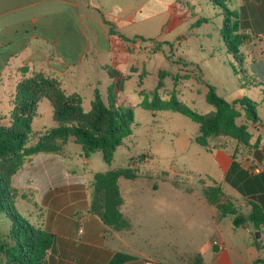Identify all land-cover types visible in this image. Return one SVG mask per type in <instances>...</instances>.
<instances>
[{
    "label": "rangeland",
    "instance_id": "1",
    "mask_svg": "<svg viewBox=\"0 0 264 264\" xmlns=\"http://www.w3.org/2000/svg\"><path fill=\"white\" fill-rule=\"evenodd\" d=\"M222 1L240 15L241 7L247 5L242 18L249 22L246 30L249 40L241 47L243 55L230 53L222 39L224 17L221 7L207 0H161L159 5L151 4L146 10L159 13L158 16L142 24L130 25L123 34L130 39L137 35L146 39L136 46L138 50L132 56L137 70L131 72V65L126 62L118 64L121 70L131 75L120 100L125 108H133V135L118 148L112 164H107L102 152L97 151L90 155L91 164L85 165L79 158L84 154L82 146L73 139L67 143L68 156L65 155L69 169L77 170V174L83 170L88 172V168L94 172H107L129 165L139 169V177L136 181H128V191H125L126 211L133 224L131 242L135 249L146 255L167 260L166 264H190L199 253L207 264L219 259L212 245L215 239L212 232L216 228L213 219L219 216L207 201L205 190L214 181L225 190L228 188L222 160L227 157L218 156V150H227L243 160L252 149L227 137L213 138L209 148L198 145L195 138L199 135V126L195 122L173 111L143 109L140 106L143 98L139 92L142 89L154 91L159 74L164 72L165 87L160 90L162 97L168 99L176 94L200 114L214 111V107L206 102V83L216 87L217 94L230 102L243 96L253 101L263 98L264 85L251 79L252 66L264 59V20L253 22L251 15L252 12L257 13L258 3ZM160 11L164 12L161 14ZM200 18L208 19V23L193 29V24ZM158 47L161 49L157 50ZM236 57L244 60L239 62ZM26 74L23 68L18 73L21 76ZM141 81L142 88L139 87ZM109 86L100 88L106 102ZM84 91L87 96L89 90ZM10 102L11 98H8L4 103L7 116L11 111ZM83 106L89 110V100L84 102L83 99ZM57 125L51 102L43 100L32 123L34 141L39 132ZM144 154L147 158L140 163L138 158ZM28 208L29 205L21 200L16 207L24 217ZM232 219L228 216L219 222L230 242L254 240L245 228L235 230ZM6 228L7 220L0 215V232H5ZM251 229L254 230L253 227ZM225 262L221 258V264Z\"/></svg>",
    "mask_w": 264,
    "mask_h": 264
},
{
    "label": "crops",
    "instance_id": "2",
    "mask_svg": "<svg viewBox=\"0 0 264 264\" xmlns=\"http://www.w3.org/2000/svg\"><path fill=\"white\" fill-rule=\"evenodd\" d=\"M160 2L0 0V116L10 117L18 84L23 78L36 74L58 80L67 93L80 94L84 102L89 100L90 105L96 89L112 84L110 69L128 76V82L130 73L121 70L118 64L126 62L131 65V72L137 70L132 56L143 40L137 35L134 42L126 41L125 38L134 39L123 34L130 25L142 24L158 16L159 13L146 8ZM22 68L27 72L25 76L18 75ZM251 76L264 85V66H255ZM86 89L89 90L87 96ZM8 98H11L9 116L4 111ZM256 102L259 103L261 120L251 124L254 130L251 153L239 160L227 150L217 151L218 156L227 157L222 160L228 188L225 190L221 186L222 190L246 214L252 210L250 203L264 209V94ZM65 153L68 156L67 144L62 153L37 154L12 179V185L19 193L16 207L20 200L26 202L29 205L26 218L34 226L55 235L47 263L109 264L116 253H124L135 257L124 264H166L167 260L148 256L135 249L131 242L133 224L126 211L125 191H128V181L136 179H126L125 182L122 178L119 181L124 200L121 211L132 226L130 230L116 231L91 212L92 186L97 172L88 168V172L83 170L77 174V170L69 169ZM79 158L83 164H91V157L86 158L83 154ZM255 168L262 171L255 174ZM213 221L216 228L212 232L215 237L212 245L219 259L211 264H221V258L225 264H253L264 258V227L260 233L261 250H258L255 246L256 230L251 224L245 229L254 240L234 243L227 239L219 226L222 219L214 218ZM204 263L207 264L205 260Z\"/></svg>",
    "mask_w": 264,
    "mask_h": 264
},
{
    "label": "trees",
    "instance_id": "3",
    "mask_svg": "<svg viewBox=\"0 0 264 264\" xmlns=\"http://www.w3.org/2000/svg\"><path fill=\"white\" fill-rule=\"evenodd\" d=\"M207 1L223 10L224 25L221 36L228 51L236 56L243 55L241 47L249 40L246 33L249 22L242 18L247 5L241 7V16L240 12L230 9L222 0ZM244 1L250 4L258 3L260 10L255 8L257 13H251L253 22L264 20V0ZM245 16L247 17L246 14ZM204 23H208V19L200 18L192 27H201ZM138 39L146 41L142 37ZM125 40L135 41L126 38ZM243 60L244 58L238 61ZM261 65L264 66V63L254 64L252 70ZM241 72L244 74V70ZM109 76L112 84L108 89L107 102L101 91L96 89L89 110L84 108L80 94L67 93L56 79L36 74L24 78L18 84L10 117L0 116V215L7 220L5 232H0V264H48L47 257L53 247L55 235L34 226L17 211L16 201L19 193L12 185L13 177L33 156L62 153L68 141L73 139L82 146L86 158L101 151L104 161L112 164L118 148L123 145L125 139L133 135V108H125L120 100L128 76L115 69L109 70ZM164 76V72L159 74L154 91L147 92L142 89L139 92L143 98L140 105L143 109L153 112L173 111L188 117L199 126V135L195 142L204 148H209L210 141L216 137H227L240 145L253 148L251 124L261 120L258 102L247 96L227 101L217 94L216 87L206 83V102L214 107V111L200 114L188 107L176 94H172L168 99L162 97L160 90L165 87ZM139 87H143L142 81ZM45 99L51 102L53 116L58 125L39 132L34 141L32 123L38 115L40 102ZM145 158L147 155L144 154L138 160L142 163ZM138 177L139 169L132 165L94 174L91 212L98 215L109 228L116 231L131 229V222L121 211L124 200L119 181L122 178L135 180ZM205 197L216 208L219 219L233 217L232 226L235 230L251 224L256 230L255 246L261 250L260 233L264 227V209L261 206L250 203L251 212L244 213L215 181L205 190ZM134 259L131 255L116 253L109 264H124ZM190 264L205 263L202 255L197 254ZM253 264H264V258L255 260Z\"/></svg>",
    "mask_w": 264,
    "mask_h": 264
},
{
    "label": "built area",
    "instance_id": "4",
    "mask_svg": "<svg viewBox=\"0 0 264 264\" xmlns=\"http://www.w3.org/2000/svg\"><path fill=\"white\" fill-rule=\"evenodd\" d=\"M261 171H262V170H261L260 168H255V169L253 170V173H255V174H259ZM215 245H217V243H215Z\"/></svg>",
    "mask_w": 264,
    "mask_h": 264
}]
</instances>
